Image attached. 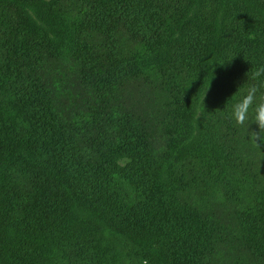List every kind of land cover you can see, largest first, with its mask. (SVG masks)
Returning a JSON list of instances; mask_svg holds the SVG:
<instances>
[{
  "label": "trees",
  "instance_id": "obj_1",
  "mask_svg": "<svg viewBox=\"0 0 264 264\" xmlns=\"http://www.w3.org/2000/svg\"><path fill=\"white\" fill-rule=\"evenodd\" d=\"M261 65L264 0H0V264H264Z\"/></svg>",
  "mask_w": 264,
  "mask_h": 264
},
{
  "label": "clouds",
  "instance_id": "obj_2",
  "mask_svg": "<svg viewBox=\"0 0 264 264\" xmlns=\"http://www.w3.org/2000/svg\"><path fill=\"white\" fill-rule=\"evenodd\" d=\"M264 76V65L251 74L253 81ZM229 119L237 126H245L249 131L248 140L259 148L264 145V81L250 84L243 95L231 107ZM251 124L255 129H250Z\"/></svg>",
  "mask_w": 264,
  "mask_h": 264
}]
</instances>
